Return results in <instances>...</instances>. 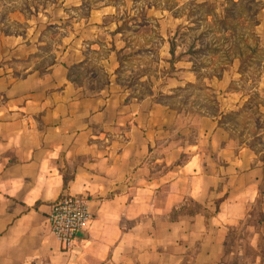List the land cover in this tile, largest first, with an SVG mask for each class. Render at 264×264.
Segmentation results:
<instances>
[{"label":"crops","instance_id":"1","mask_svg":"<svg viewBox=\"0 0 264 264\" xmlns=\"http://www.w3.org/2000/svg\"><path fill=\"white\" fill-rule=\"evenodd\" d=\"M196 3L252 4L264 37V0ZM15 22L0 18V264H264V163L250 146L214 117L129 100L112 82L85 92L74 56L45 62ZM65 196L92 213L69 252L48 221Z\"/></svg>","mask_w":264,"mask_h":264},{"label":"rangeland","instance_id":"2","mask_svg":"<svg viewBox=\"0 0 264 264\" xmlns=\"http://www.w3.org/2000/svg\"><path fill=\"white\" fill-rule=\"evenodd\" d=\"M248 8L196 0H0V18L20 14L25 25L8 28L33 30L45 62L69 51L85 92L112 82L129 100L214 117L264 163V37L255 34L256 6ZM263 206L264 197L255 218Z\"/></svg>","mask_w":264,"mask_h":264},{"label":"built area","instance_id":"3","mask_svg":"<svg viewBox=\"0 0 264 264\" xmlns=\"http://www.w3.org/2000/svg\"><path fill=\"white\" fill-rule=\"evenodd\" d=\"M92 220L89 201L84 196H65L51 209L48 217L52 234L63 252L71 251L77 233L84 231Z\"/></svg>","mask_w":264,"mask_h":264},{"label":"water","instance_id":"4","mask_svg":"<svg viewBox=\"0 0 264 264\" xmlns=\"http://www.w3.org/2000/svg\"><path fill=\"white\" fill-rule=\"evenodd\" d=\"M77 237H84V232H83V231L78 232V233H77Z\"/></svg>","mask_w":264,"mask_h":264},{"label":"trees","instance_id":"5","mask_svg":"<svg viewBox=\"0 0 264 264\" xmlns=\"http://www.w3.org/2000/svg\"><path fill=\"white\" fill-rule=\"evenodd\" d=\"M119 31V30H118Z\"/></svg>","mask_w":264,"mask_h":264}]
</instances>
